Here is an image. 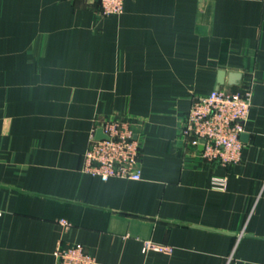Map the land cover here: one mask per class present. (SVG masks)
<instances>
[{
	"label": "crops",
	"instance_id": "obj_1",
	"mask_svg": "<svg viewBox=\"0 0 264 264\" xmlns=\"http://www.w3.org/2000/svg\"><path fill=\"white\" fill-rule=\"evenodd\" d=\"M220 71L218 90H251L228 167L180 131ZM105 120L132 121L140 180L81 172ZM72 244L100 264H264V0H124L117 17L0 0V264H57Z\"/></svg>",
	"mask_w": 264,
	"mask_h": 264
},
{
	"label": "built area",
	"instance_id": "obj_2",
	"mask_svg": "<svg viewBox=\"0 0 264 264\" xmlns=\"http://www.w3.org/2000/svg\"><path fill=\"white\" fill-rule=\"evenodd\" d=\"M85 1H96L101 17H117L123 13L124 0ZM250 101L249 88L235 93L212 90L205 96L191 97L181 135L192 148L202 147L200 155L206 163L222 167L238 164L242 159L241 135L249 116ZM99 128L105 138L97 140L95 134ZM135 136L130 120L103 121L90 134L81 172L102 181L111 178L140 180V145ZM213 183L222 188L226 184L225 179L220 178H213ZM144 248L158 249L149 242ZM56 257L57 264H100L80 244L59 248Z\"/></svg>",
	"mask_w": 264,
	"mask_h": 264
},
{
	"label": "water",
	"instance_id": "obj_3",
	"mask_svg": "<svg viewBox=\"0 0 264 264\" xmlns=\"http://www.w3.org/2000/svg\"><path fill=\"white\" fill-rule=\"evenodd\" d=\"M224 79H225V72L220 71L217 76V89L216 90H218L219 86L224 84ZM239 79H241V75L239 73L232 72L228 74L227 83L231 86H235L238 84ZM95 137L97 140L105 138V136L103 135L102 129L99 128L96 130ZM246 137L247 136L245 134H242L241 140L242 141L245 140ZM201 150H202V147H201Z\"/></svg>",
	"mask_w": 264,
	"mask_h": 264
}]
</instances>
